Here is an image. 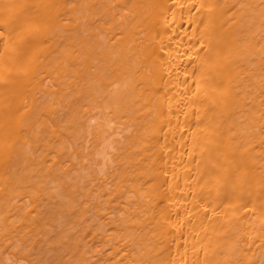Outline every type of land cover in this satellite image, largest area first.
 I'll list each match as a JSON object with an SVG mask.
<instances>
[{
    "label": "bare ground",
    "instance_id": "6f19581e",
    "mask_svg": "<svg viewBox=\"0 0 264 264\" xmlns=\"http://www.w3.org/2000/svg\"><path fill=\"white\" fill-rule=\"evenodd\" d=\"M0 264H264V0H0Z\"/></svg>",
    "mask_w": 264,
    "mask_h": 264
}]
</instances>
